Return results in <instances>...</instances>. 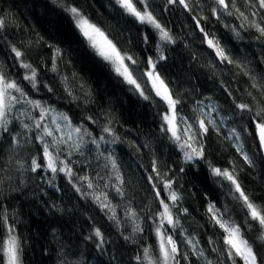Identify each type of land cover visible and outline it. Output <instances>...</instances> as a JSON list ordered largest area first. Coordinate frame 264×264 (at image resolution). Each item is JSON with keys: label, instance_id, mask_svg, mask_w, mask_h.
Wrapping results in <instances>:
<instances>
[{"label": "trees", "instance_id": "trees-1", "mask_svg": "<svg viewBox=\"0 0 264 264\" xmlns=\"http://www.w3.org/2000/svg\"><path fill=\"white\" fill-rule=\"evenodd\" d=\"M67 2H75L85 8L94 21L120 41L124 49L139 57L138 68H145V52L151 55L148 48L154 49L155 44L141 51L139 41L142 26L133 24L129 17L122 15L112 0ZM163 3L164 0H153L154 5L162 6ZM237 3L242 6V10H246L244 0H237ZM209 7L210 0L202 13L197 9L193 14L209 15ZM157 13L160 22L178 37L176 44L168 46L165 52L168 59L163 62L164 67L158 70L166 80L171 81V87L186 98L184 115L192 117L193 102L205 97H211V102L221 107L222 114L228 115L231 111L230 101L221 87L222 83L234 95L245 93L246 90L254 91L250 88L248 78L234 64L219 63L190 18L193 14L186 13L179 6L164 13H160L157 8ZM0 14L7 20V27L0 33V62L7 65V70L19 79L23 70L16 66L5 40L17 46L22 43L25 47L39 41L32 45L27 56L40 69V77L53 88V92H48L42 86L39 91H33L25 81L26 90L33 99L46 101L58 112L66 113L73 124L84 123L86 116H94L101 125L110 122L120 138V143L111 145V148L115 150L125 181L124 197L121 198L110 186L104 187L105 184H115L117 181L110 168L101 167L104 164L102 159L97 161L94 154L87 150L85 156L76 154L72 157L79 161L75 168H85L86 173L93 177L95 188L87 189L85 186L83 190L96 195L108 193L111 204L116 206L120 222L118 226L108 218L110 213L106 215L105 211H101L91 196L85 197L76 192L63 174L56 178L57 188H52L41 179L40 173L28 171L27 163L24 168L16 163V160L26 162L33 153L39 152L36 143L27 144L13 154L10 152V144L0 140V204L8 211L9 222L15 216L17 233L25 241L23 264H77L81 260L82 264H136L133 257L141 253L143 247L151 246L155 253L158 245L151 218H154L160 206L147 180L148 175H153L154 182L160 186L155 174L151 172L153 159L157 161L165 178L170 177L176 181L173 187L183 195L182 207L188 209V214L180 215V224L188 234L199 240L206 254L215 261L217 254L211 249L223 247L220 238L224 233L210 223L206 211L208 203L212 202L222 210L226 207L232 219L241 226L246 212L230 194L229 183L212 176L207 164L183 162L168 135L159 129V114L165 111L164 103L154 95L146 101L130 90L128 84L122 82L83 45L68 13L53 0H0ZM226 23L239 25L240 20L228 17L218 22L209 16L203 22L205 30L215 35L234 61L249 60L250 68L256 73H264V65L258 59L264 55V42L256 39L258 33L254 30H241L243 39H237L232 31L224 27ZM125 28L128 31H124ZM48 44L58 45L65 50L64 60L59 64L60 70L70 78L75 76V95H80L77 85L85 86L91 93L89 101L85 102L82 96L79 100H73L65 92L57 74L49 71L51 51ZM256 95L261 99L258 93ZM228 123L231 125L234 122L230 120ZM88 127L94 135L99 133L96 125L88 124ZM16 130H20L18 125ZM245 140L246 148L253 147V137L245 136ZM205 145L208 159L215 166L229 168L234 165L246 191L254 193L258 203H264V160L257 159L255 168L247 166L232 142L211 129L209 136L205 137ZM88 147L93 146L89 144ZM85 157L91 161L90 167ZM181 167L184 168L183 172L180 171ZM97 171L105 179L97 178ZM79 174L84 175L85 172ZM108 176H112L111 181ZM129 207L139 214L137 222L142 221L143 233H133V223L125 215ZM95 228H99L104 235L105 244L102 249L95 246L98 243L93 236ZM5 236V229L0 226V240ZM89 236L93 238L87 239ZM124 236H131L136 242L126 241ZM175 238L180 240L181 249L187 250L180 229L176 230ZM209 238L216 244L209 245ZM191 259L192 264H203V261H197L195 257ZM0 264H3L2 260Z\"/></svg>", "mask_w": 264, "mask_h": 264}, {"label": "snow or ice", "instance_id": "snow-or-ice-1", "mask_svg": "<svg viewBox=\"0 0 264 264\" xmlns=\"http://www.w3.org/2000/svg\"><path fill=\"white\" fill-rule=\"evenodd\" d=\"M53 2L68 13L83 45L121 78L122 82L128 84L130 90L135 91L146 101L152 99L150 94H154L164 103L165 111L159 114L161 119L159 129L168 135L170 142L181 154L183 162L192 165H197L199 162L207 164L212 176L229 183L230 194L246 212L244 224L241 226L232 219L226 207L222 210L214 203H208L206 211L210 223L218 226L224 233L220 238L223 247L211 249L217 254V259L212 260L199 240L188 234L180 224V215L188 214V209L182 207L183 195L173 187L176 181L170 177L165 178L157 161L153 159L151 172L155 174L160 186L154 182L153 175H148L147 180L160 206V210L154 214V218H151L155 226L158 250L154 253L151 246L143 247L142 252L133 257L136 264H182V262L192 264L191 257L203 261V264H264V203H258L256 195L246 191L234 165L229 168L215 166L208 159L209 154L205 145V137L209 136L211 129L223 139L232 142L247 166L255 168L257 159L264 160V73H256L250 68L249 60L234 61L215 35H210L205 30L203 24L209 16L218 22L228 17H235L240 20L239 25L226 23L224 27L232 31L237 39H243L241 30H254L258 33L256 39L264 42V0H244L246 10H242L237 0H210L209 15L193 14L197 9L202 13L208 0H164L162 6L154 5L153 0H112L113 5L122 15L129 17L133 24L142 26L139 41L141 51L144 52L149 45L155 44L154 49L148 48V51L152 52L151 55L145 52L143 70L138 68L139 57L124 49L120 41L94 21L85 8L67 0H53ZM176 6L186 13L193 14L190 18L219 63L234 64L250 81V88L254 91L246 90L240 95H234L229 87L221 84L230 101L231 111L228 115L222 114L221 107L211 102V97L194 101L191 109L194 115L192 117L184 115L186 98L175 91L171 87V81L166 80L158 70L164 67L163 62L168 59L165 55L168 46L176 44L178 37L160 22L157 8L160 13H164ZM6 27L7 20L0 14V33ZM124 31L128 29L125 28ZM5 43L16 66L23 71L17 79L7 70L8 66L0 62V140L10 144V152L13 154L27 144L36 143L39 152L33 153L26 162L16 160V163L21 168L27 163V170L40 173L41 179L52 188H57L56 178L63 174L76 192L85 197L91 196L101 211H105L106 215L110 213L108 218L119 226L116 206L111 204L108 193L96 195L94 192L84 191L85 186L87 189L95 188L93 177L86 173L85 168H75L79 161L72 159L76 154L85 156V150L93 153L97 161L102 159L104 164L101 167L110 168L117 181L115 184H105L104 187L110 186L123 198L125 181L120 172L115 150L111 148V145L120 143L116 130L108 121L101 125L94 116L84 117V123L73 124L66 113L58 112L46 101L33 99L26 90L25 81L33 91H39L42 86L48 92H53V88L40 77V69L27 56L32 45L38 44L39 41L31 42L27 47L22 43L17 46L7 40ZM47 47L51 51L49 71L57 74L68 96L73 100H79L82 96L85 102L89 101L91 93L85 89V86L77 85L80 95H75L73 87L75 76L70 78L60 70L59 64L64 60L65 50L58 45L48 44ZM258 59L260 64L264 65V55L259 56ZM256 93L261 99H258ZM206 100L209 103L206 104ZM230 120L234 122L231 125L228 123ZM88 124L96 125L99 133L94 135ZM17 125L19 131L16 130ZM245 136L253 137V147H245ZM85 137L89 139L85 140ZM89 144L93 147L89 148ZM85 159L90 167L91 161L88 157ZM180 171L183 172L184 168L181 167ZM80 172L85 174L80 175ZM95 175L101 180L105 179L99 171ZM111 178L112 176H108L109 181ZM125 215L133 223V233L144 232L142 221L137 222L139 214L134 209L129 207ZM0 226L6 231L5 238L0 240V254H2L0 260L3 264H23L25 241L17 233L15 216L9 222L8 211L2 204H0ZM177 229H180L187 250H182L180 240L175 238ZM93 236L98 240L96 248L102 249L105 239L101 230L95 228ZM93 236L87 239L91 240ZM124 239L132 243L136 242L131 236H124ZM208 243L216 244L211 238ZM77 264H82V260Z\"/></svg>", "mask_w": 264, "mask_h": 264}, {"label": "rangeland", "instance_id": "rangeland-1", "mask_svg": "<svg viewBox=\"0 0 264 264\" xmlns=\"http://www.w3.org/2000/svg\"><path fill=\"white\" fill-rule=\"evenodd\" d=\"M150 95H154V94H150Z\"/></svg>", "mask_w": 264, "mask_h": 264}]
</instances>
